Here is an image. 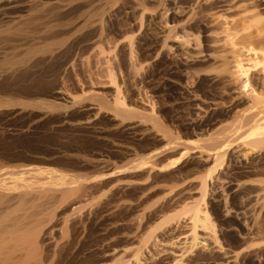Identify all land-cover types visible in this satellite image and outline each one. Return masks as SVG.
Instances as JSON below:
<instances>
[{"label": "rangeland", "instance_id": "374dc122", "mask_svg": "<svg viewBox=\"0 0 264 264\" xmlns=\"http://www.w3.org/2000/svg\"><path fill=\"white\" fill-rule=\"evenodd\" d=\"M144 1L142 0L143 3L147 4L145 5L146 13H144V17L139 13H133L132 9L128 7L120 10L119 5L116 6L117 3H113L114 8L115 6L117 8L111 12L113 14H109L113 15L112 17L106 16L105 19L108 22H103L109 24L110 27L103 24L106 28L103 26L102 39L100 37L97 39L98 36H95L92 41L90 40L92 39L91 36H88V39L85 38L87 40L84 39L85 41L89 40L88 42L85 43L83 40L81 44L75 45L74 49L70 50L71 53H67H73L68 55L71 57L64 56L61 61L62 64L58 63L59 67L58 65L56 69L54 68L55 65L52 67L55 70L46 68L47 65H44L42 69L40 68L37 71L36 77L32 76V79H26V82L23 80L20 82L22 85H18L19 87L11 86V92H7L10 91V87L7 88L8 90L3 89V92L6 90L4 94L0 90L1 99H9L13 96L12 99L16 98V105L11 104L15 107L18 106L17 110L11 107L10 104L9 108L11 107L13 110L11 108L10 110L7 109L8 105L1 107L3 110L0 108V114L7 115H0V170L2 169L1 171L4 172V169H6L9 172L14 171L16 168L18 170V167L21 168L22 165L33 164V166L40 168L55 170L59 174L64 172L69 177L72 175L78 178L82 176L79 179H85V182L90 179L91 182L88 181V184L91 188L85 191L88 196L86 197V193H84L86 198L82 204L76 203L75 194L65 200L66 202L59 201L62 194L55 192L56 202H53L54 205L50 204L53 206H49L52 210L54 208L53 211L51 210L56 214L53 217L54 219H51L53 213L51 211L47 212L48 206L45 212H51V215H46L47 213L43 212L45 214L42 213L40 217L50 216V218L46 217L47 221L55 222L54 224L58 222L59 227L66 220L72 223L78 222L81 216L83 221L86 220L85 223L92 222L95 219H97L95 221H98L99 219V223L105 222L106 226H103V229H115L111 230L108 235L112 234L113 244L116 245L118 251L138 248L140 246L139 241L150 234L148 242L142 248V252L145 250L144 255L142 252L140 255V257L143 255L141 261L144 259L147 262L143 260L146 264H264V206L262 207L263 211H261V205L263 204H260L259 199H257L259 203H254L256 202L254 188L257 184H255L256 182H252L253 184L250 182L251 179L253 181L255 176L244 173L241 163L236 160L231 163L227 159L223 163L222 161L216 162L213 158L207 167L197 164L198 162L196 163L199 150L203 146L209 145L210 140L221 136L222 127L230 124L228 121L232 118L213 108L212 104L215 100H218V96L213 89L211 90L205 84L200 85L197 82L198 80H195L192 65L191 68L186 65V61L189 60L188 56L191 53L185 52L187 48L183 50V47L181 48L178 43H174V38L170 37L174 33L170 36H168V32L165 33L168 31L166 27L178 25L186 19L187 10L177 3L174 5L175 2L169 4L170 1L167 0ZM179 35L181 34L179 33ZM169 37L173 42L169 40ZM200 38L202 47L200 49L203 50V38L202 36ZM90 41L94 44L92 45ZM97 54L99 55L97 56ZM65 61H68L69 64ZM64 62L65 65L67 64L66 66ZM55 71L57 72L54 74ZM39 81H42V83ZM54 81H60L59 85H62L60 86L61 94L54 96L47 93L44 96L43 92L57 86L58 82ZM23 85H26L24 89L29 88V92L27 89L28 94H26V90L23 91V87L20 89V86ZM13 88L16 92L20 89L17 92L18 94L13 91ZM92 91H100L104 94L105 100L109 101L111 107L119 105L127 109H136L143 114L153 112L154 115H158L162 124L176 138L178 137V139L188 143L192 142L190 154L185 157L177 155L168 159L169 162L168 160L165 161L164 164L166 162L169 164L170 161L175 162L173 165L175 169L172 171L170 168L169 172H164L165 174L155 173L156 177L153 173L145 175L144 171H139L141 174L139 172L132 173L131 171L126 172V175L125 173L122 174L121 172H124L125 168L140 163L139 159L142 162L146 157L148 158L149 154L156 153L162 158L167 157V151L162 150V148L165 149L167 139L164 141L165 144L163 142L159 144L142 131L137 133L134 130H129L121 124L120 118L113 122L112 118L115 115L112 111L110 112L98 101L91 100L90 102V100H87L88 98H85L93 93ZM84 98L88 104L84 101ZM17 99L32 102L41 100L46 104H43V108L24 109L22 106L17 105ZM92 101L95 103H92ZM47 103H56L62 107L50 109ZM98 104L103 108L99 107ZM87 107L89 108L87 109ZM89 110L91 111L89 112ZM21 111L22 113H20ZM136 122L140 123V120L135 119ZM154 131L156 132L157 129H154ZM142 133L146 138H139ZM87 163L91 165L88 166ZM228 164H231L230 168ZM180 168L183 169L179 171ZM225 168H227V171ZM113 172L117 173L114 175ZM228 174L231 176L228 177ZM132 175L135 178H132ZM236 179H239V182L244 183V185L242 183H240L241 186L236 184V181H238ZM244 180L250 182L245 184L246 181ZM204 182L207 183L205 196H203L204 190L202 189L203 185L205 187V184H202ZM225 182L227 183L225 184ZM94 184L95 186H93ZM237 186L241 188L238 190ZM245 187L247 189H244ZM117 190L120 196L117 194ZM252 194H254V197ZM94 195L95 204L92 203V199L90 201V198H93ZM33 196H35V193ZM86 200L89 204L91 203L92 207H89ZM120 202L122 206L119 205ZM97 203L101 206H97ZM195 203L199 204L202 209H208L210 220L199 222L198 227H196L197 238L192 240L191 236L195 227L191 222L189 210L185 207ZM74 204L78 205L75 209ZM102 205L109 208L115 206L116 209L119 207L120 211L112 208L110 220H106L104 217L102 219L100 215L95 217L97 213L102 211ZM122 207L124 210L121 209ZM125 208L129 209L126 210ZM109 221L115 228L110 226ZM201 224L203 227H208L205 229ZM121 232L122 234H120ZM104 234L105 231L98 230L94 236L101 238ZM142 237L143 239H141ZM138 239L140 240L138 241ZM98 256L93 255L90 257L86 254L85 257H90L91 263L88 261V264H97V262H101L100 255ZM112 258L108 257L104 260L113 262L114 259Z\"/></svg>", "mask_w": 264, "mask_h": 264}, {"label": "bare ground", "instance_id": "6f19581e", "mask_svg": "<svg viewBox=\"0 0 264 264\" xmlns=\"http://www.w3.org/2000/svg\"><path fill=\"white\" fill-rule=\"evenodd\" d=\"M167 1L168 2L170 1L169 4L171 2H175L173 3L174 5L177 3L181 5L180 7H182L183 9L186 8L187 17L185 16L186 19L182 23L180 24L177 23L178 25H173L172 27L168 26L169 28L166 27L168 31L166 32L164 31V32L165 33L168 32L169 35L168 34L165 35L170 36V34L172 35L174 33L173 36H170L172 37V39L174 38L173 39L174 43L175 42L178 43L181 48L183 47L182 48L183 50L187 48L186 49L187 51L185 52L191 54L188 56L189 60L186 61L187 63L186 65L187 67L190 68L192 65L193 67L192 71L194 70L193 75L194 78H196L195 80H198L197 82H199L200 85L205 84L211 90L213 89L215 94L218 96L217 97L218 100H215V102L212 104L213 108H215L216 111L217 109L220 110L223 113V115L225 113L226 116L232 118L230 121H228L230 122V124L228 125L224 124L225 125L223 126L224 128L222 127L221 136L210 140V142L208 143L209 145L203 146L201 150H199L200 152H198L197 154L199 156L196 158V163L198 162L197 164H200L203 167L205 166L207 167L209 162H212L211 160H213V158H215L216 162L222 161L223 163L227 159H228L227 161H231V163L233 162V160L234 161L236 160L237 162L239 161L241 163L242 171H244V173L252 174L256 177V178L253 177V181L251 179V182L248 181L249 178L247 180L248 182L246 180L244 181H246L245 184L249 182L250 183L256 182L255 184L257 185L254 188V192H256L255 194L256 202L254 203L260 202V204H263L261 205V209L259 205V209L263 211L264 208L263 207L264 206L263 203L264 202V0H167ZM113 3H117L116 6L119 5L118 7L120 8V10L121 8L126 9V7H128L132 9L133 13L135 14L139 13L141 14V16L142 15L143 17L145 16L144 15V13H146L145 5L147 4L143 3L142 0H0V90H2L3 92V89L8 90L7 88L10 87L9 88L10 91L8 90L7 92H11V86L14 85L17 87L18 85H22L20 84V82H22L23 80H25L26 82V79L28 80L32 76L36 77L37 71L40 68L42 69L44 65L45 66L47 65L48 67L46 66V68H51V70L53 69L52 67H54L55 65L54 68L56 69L58 63L62 64L61 61L64 58V56L72 55L73 53L72 54H67V53H69L70 50L75 45L77 46V44L79 43L81 44V42L86 37L88 39V36H91L92 39L90 38L89 39L92 41L93 39H95V36H98L97 39H99V37L102 39L101 35L103 32V28L105 27L104 25L108 22L105 18L115 8H117L116 6L114 8ZM103 22L106 23L104 24ZM108 27L107 29H109ZM105 32L107 33V31ZM179 33L181 35H179ZM201 36L203 38V43H204L203 50L200 49ZM170 37L169 40L171 41ZM85 40H84L85 43L89 41V40L88 41ZM93 44L94 43H92V45ZM178 49L180 50L179 47ZM182 49L181 51H183ZM188 49L192 51L189 50L188 52ZM99 54H97V56ZM102 56L101 58L103 59ZM194 65H196V67H194ZM200 65L203 67H201ZM56 72L57 71H55L54 74ZM175 72L177 73V71ZM38 74L41 75V73L39 72ZM39 78L41 79V77ZM39 82L42 83V81ZM57 82H58L57 86L51 89L49 88L50 89L49 91H45L42 94L44 95L49 93L54 96L60 95L61 94L60 86L62 85H59L60 81ZM30 85L28 86L30 87ZM25 86L26 85L20 86L21 87L20 89H22V87L24 89ZM44 87L46 86L44 85ZM27 89L29 92V88ZM27 89H24L23 91L25 92L26 90L27 92ZM19 90H17V92ZM14 92H16V90ZM28 92L26 94H28ZM12 98L13 96H11L9 99L7 98L1 99L0 97V108L8 105L7 109L10 110V108L13 107L16 108L17 110L18 106L15 107L11 104L14 103L16 105L15 103L16 98L15 99ZM85 98L86 99L88 98L87 100H90V102L91 100L98 101V103L103 105L106 109L110 110V112L112 111L113 115H115L112 118L113 122L117 121L118 120L117 118H120L121 124L127 127L129 130L131 131L134 130V132L137 133L139 131H142L144 134L146 133L147 136H149L153 141L159 142V144L160 142L161 143L163 142V144H165L164 141H166L167 139L166 145L164 147L165 149L162 148V150L167 151L168 154L167 157L162 158V156H159V154H156L154 152L155 154H151V155L149 154L148 158L146 157V159L143 160L142 162L138 158L140 163L134 166L127 167L128 169L125 168V171L123 170L124 172H121L122 174L125 173L126 175V172L128 173V171L129 172L131 171L132 173L144 171L145 175H150L151 173H153L154 177H156L155 173L165 174L166 171L169 172L170 168L172 169V171L175 169L173 167L175 162L170 161L169 164H167V162L166 164H164L165 161H167L170 158H174L177 155H180V157H185L190 154V149L192 148L190 145H192L191 144L192 142L188 143L187 141L185 142L178 139V137L176 138L173 135V133H171L166 128V126L162 124V122L160 121V117L158 115H154L153 112L150 114H145V113L143 114L133 108L127 109L124 107H120L119 105H117L116 107L114 106L111 107L110 103H108L109 101L105 100L104 94L100 93V91L99 92L94 91L93 93L87 95V97ZM85 98L84 101H86L87 103V100ZM19 100L20 99H17L18 101L17 105L22 106L24 109L33 108L34 110V108L37 109L43 108V106L46 104L43 103V101L41 100H39V102L19 101ZM117 100H119V98H117ZM93 101L92 103H95ZM9 104L12 105L10 108H9ZM100 104H98L99 107H101ZM48 106L50 107V109L51 108L59 109L62 107L61 105H57L56 103H49ZM45 107L44 109H46ZM88 108L89 107H87V109ZM90 111L91 110H89V112ZM20 113H22V111ZM27 115L29 114L27 113ZM135 119L140 120V123H137L138 121L135 123ZM154 129H157V131L155 132ZM143 133L141 136L138 134L139 138L144 137ZM192 159L195 160V158ZM90 165L88 164V166ZM230 166L231 164L228 167L230 168ZM227 168H225L226 171ZM121 169L123 168L121 167ZM182 169L180 168L179 171H181ZM1 172H0V264H88V261L90 262V257L93 255H97V256L100 255L101 262H97V264H107V263L141 264V262L144 260L143 259L141 261V259L143 258L142 256L144 255L143 252L145 251L144 250L142 252V248L143 246H145V243L148 242V238L150 234L149 235L147 234V237L144 239L142 237L141 238L143 239L142 241H139L140 239H138V241L140 242V246L138 248H134V249L130 248L125 250L122 249L118 251L116 249V245L113 244V239L111 237L112 234L108 235V233L111 230H115V229H106V228L103 229V226H106L105 222L102 221L101 223H99L98 222L99 219L98 221H95L97 220L95 219L92 222L85 223L86 220L83 221L82 216L80 215L81 216L80 218L81 220L79 219L80 221L79 220L78 222L73 221L74 223H72V222H68L65 219L66 222L64 221V224H62V226L59 227L60 225L59 226L57 225L58 223L57 221L56 224H54L55 222L52 223L51 221H47L46 217L50 218V216H45L46 219L40 217V215L46 211L47 206L48 207L53 206L54 203L56 202L55 200L56 197L54 194L55 192H60L62 194L59 201L63 202L65 200H68V198L71 195L75 194L76 195L75 200L77 201L76 203H79V205L82 204L85 201V198L88 196L85 191H88V189L91 188L90 184H88V181L90 179L85 182L84 181L85 179L84 180L79 179L82 176H80L79 178L74 175L69 177L64 172L63 174L61 173L59 174L55 170L48 168H40L37 166H33V164L32 165L27 164L24 166L22 165L21 168L18 167V170L16 168L14 171L12 170L8 172L6 171V169H4V172L2 173ZM113 173L115 175V173L117 172H113ZM238 174L240 175V173ZM133 175L132 178H135L133 177ZM230 176L231 175H229L228 177ZM129 178L131 179V177ZM236 180H238L236 181V184H239L241 186L240 183L242 182L239 181L242 179L240 178V180L239 179ZM90 182L91 181H89V183ZM134 183H138V182H134ZM226 183L227 182H225V184ZM202 184H205V182ZM206 184L205 187L204 185L202 186V189L204 190L203 196H205L207 192ZM242 184L244 185V183ZM93 186H95V184ZM251 186L252 185L250 184V187ZM240 188L241 187H238V190ZM244 189L247 188L245 187ZM96 190H97V184H96ZM118 190L116 192L120 196ZM34 193L35 196H33ZM84 193H86V197ZM252 195L254 197V194ZM91 199H92V203H94L95 195L93 198H90V201ZM257 199H259V202L257 201ZM98 200L100 201V199ZM90 204L88 202L89 207H92ZM100 204H98L97 206H99ZM120 204L121 202L119 203V205ZM169 204L171 205L170 202ZM123 206L125 205L123 204ZM76 207H78V205L77 206L75 205L74 209ZM125 207H127V205ZM49 208H47L48 209L47 212L52 210L51 208L50 209ZM112 208H115V206H112ZM112 208L103 207L102 211L97 213V216L95 217H98V215H100L102 219L104 217L106 218V220H110L111 219L110 216H112V212L110 211L113 210ZM185 208H188L191 216L190 217L191 222H193L192 224L195 227L191 239L196 240L197 238L196 227H198L199 222L201 223L210 220L208 209H202L201 206L196 203L191 204V206L187 205ZM121 209H123V207ZM117 210L120 211L119 207L118 209H116V211ZM162 211L164 210L162 209ZM51 212L47 213L46 215H51ZM104 214L105 216H103ZM55 215L56 214L53 213L51 219H54L53 217ZM43 219H45L46 221ZM110 226H112V228H115V226L113 227L112 223L110 224ZM207 227H203V228L206 229ZM98 230L105 231V234L102 235L103 237L100 238L94 236V234ZM120 234H122V232ZM141 252L143 254L141 256L142 258L140 257ZM86 254L87 256L90 255V257H85ZM108 257L110 258L113 257L112 259H114V261L107 262L106 260H104ZM144 261L142 262V264L147 263L146 261H145L146 263H144Z\"/></svg>", "mask_w": 264, "mask_h": 264}]
</instances>
